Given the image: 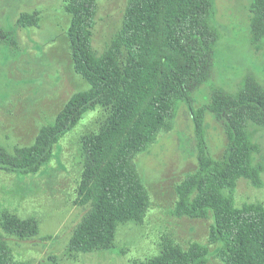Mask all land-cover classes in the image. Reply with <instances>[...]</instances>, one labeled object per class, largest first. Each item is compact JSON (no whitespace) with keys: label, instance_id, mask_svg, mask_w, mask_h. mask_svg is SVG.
<instances>
[{"label":"trees","instance_id":"1","mask_svg":"<svg viewBox=\"0 0 264 264\" xmlns=\"http://www.w3.org/2000/svg\"><path fill=\"white\" fill-rule=\"evenodd\" d=\"M69 15L66 39L73 71L88 87L76 91L55 120L39 128L32 144L9 150L0 144V169L18 175L36 174L50 162L60 138L88 111L107 109L95 132L80 138L83 169L76 200L86 206L68 241V250L92 252L113 248L119 225L141 223L150 198L134 158L146 152L161 131H170L179 108H188L196 145L197 167L176 185L172 213L177 217L211 216L207 241L215 244L222 264H264V205L236 207L239 178L262 186L263 161H254L259 145L248 125L264 126V84L247 76L236 94L219 89L209 102L193 108V91L210 73L217 34L210 26L212 0H126L121 26L101 53L92 35L97 0H62ZM249 31L259 48L264 41V0H251ZM38 10L22 11L18 27H37ZM10 30L0 29V41ZM14 43V40H10ZM223 123L225 147L214 158L206 139V113ZM38 234L33 217L0 211V264L14 261L6 236L29 240ZM157 255L135 264H206L208 244L190 242L185 248L163 238Z\"/></svg>","mask_w":264,"mask_h":264},{"label":"rangeland","instance_id":"2","mask_svg":"<svg viewBox=\"0 0 264 264\" xmlns=\"http://www.w3.org/2000/svg\"><path fill=\"white\" fill-rule=\"evenodd\" d=\"M250 2L212 0L209 23L218 39L209 76L193 91V108L208 103L216 89L236 94L247 76L264 84V41L259 48L251 42ZM125 5L126 0H97L92 42L98 54L120 28ZM35 9L40 12L37 27L16 26L20 12ZM69 20L62 0H0V29L12 32L9 41H0V144L9 150L32 144L39 128L55 120L71 94L88 87L72 68L66 39ZM106 115L107 109L100 106L84 114L36 174L0 169V211L33 217L38 223V234L29 240L6 236L12 259L30 264H135L157 255L162 239L170 237L184 248L192 241L208 244L206 264H222L216 245L207 241L211 216L193 219L172 213L176 185L197 167L192 121L184 105L172 129L161 131L149 149L134 158L150 198L142 222L119 225L109 250H68L73 230L87 210L76 200L83 169L80 138L95 132ZM248 134L260 147L254 161L264 162V126L250 123ZM206 139L210 154L219 158L226 143L224 127L209 111ZM245 202L264 205V171L261 187L245 178L237 180L234 204Z\"/></svg>","mask_w":264,"mask_h":264}]
</instances>
